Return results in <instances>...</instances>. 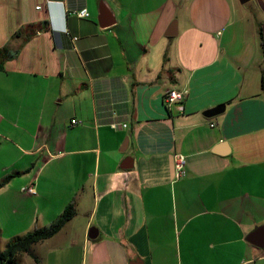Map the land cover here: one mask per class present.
Returning <instances> with one entry per match:
<instances>
[{
    "label": "crops",
    "instance_id": "crops-1",
    "mask_svg": "<svg viewBox=\"0 0 264 264\" xmlns=\"http://www.w3.org/2000/svg\"><path fill=\"white\" fill-rule=\"evenodd\" d=\"M245 4L0 0V237L76 209L19 264H264V0Z\"/></svg>",
    "mask_w": 264,
    "mask_h": 264
},
{
    "label": "trees",
    "instance_id": "trees-1",
    "mask_svg": "<svg viewBox=\"0 0 264 264\" xmlns=\"http://www.w3.org/2000/svg\"><path fill=\"white\" fill-rule=\"evenodd\" d=\"M33 31L35 32L36 27L27 26L24 29L17 32L20 35L23 31ZM261 33V32H260ZM30 34V33H29ZM15 53L11 52L7 47L0 49V70L4 69L5 62L10 58L15 57ZM262 84L264 88V75L262 79ZM14 174L8 175L0 181V186L6 184ZM76 214V209L74 203H70L65 210L60 214V216L54 220L47 227L35 228L23 236L11 239L3 250H0V264H18V255L23 252H29L32 246L44 239L50 238L57 234L68 221H70ZM1 234V230H0Z\"/></svg>",
    "mask_w": 264,
    "mask_h": 264
},
{
    "label": "built area",
    "instance_id": "built-area-1",
    "mask_svg": "<svg viewBox=\"0 0 264 264\" xmlns=\"http://www.w3.org/2000/svg\"><path fill=\"white\" fill-rule=\"evenodd\" d=\"M37 8H40V6H38ZM78 15L80 17H90V12L87 8L82 9L81 11L78 12ZM74 39H77V37H75ZM188 95V90H178V89H168L166 90L165 93V99H166V103L168 105V107L174 106V105H178V108L180 111L184 110V101L186 100ZM72 125H78V124H82V121L79 119H72L71 121ZM214 125V124H212ZM113 126H116L115 124H113ZM124 126L126 127L127 124H124ZM175 179L179 180L183 177L186 176L187 174V159L186 156L183 154H176L175 155ZM28 191L30 193H35L36 190L34 187H29Z\"/></svg>",
    "mask_w": 264,
    "mask_h": 264
},
{
    "label": "water",
    "instance_id": "water-1",
    "mask_svg": "<svg viewBox=\"0 0 264 264\" xmlns=\"http://www.w3.org/2000/svg\"><path fill=\"white\" fill-rule=\"evenodd\" d=\"M242 4L248 3L250 0H239ZM105 3H102L101 9H100V23L103 27L108 26L104 25V21L106 20L107 13H106V6L104 5ZM169 35H174L176 34V29H171L168 33ZM226 108L225 104H220L215 107H212L210 109L205 110L203 113L206 117H213L215 115H218L222 113ZM99 231L96 227H93L90 229L89 232V237L92 239H95L98 237ZM249 240L259 246V247H264V225L258 227L255 229L250 235H249ZM134 264H139L138 262H135Z\"/></svg>",
    "mask_w": 264,
    "mask_h": 264
},
{
    "label": "rangeland",
    "instance_id": "rangeland-1",
    "mask_svg": "<svg viewBox=\"0 0 264 264\" xmlns=\"http://www.w3.org/2000/svg\"><path fill=\"white\" fill-rule=\"evenodd\" d=\"M235 2L237 4H239L240 6L242 5V4H240L239 0H235ZM246 6H247V4H243V6H241V7H246ZM14 232H17V231L16 230L8 229V230L4 231V234L7 237H9L10 239H14L16 237H19V235H12V234H14ZM20 236H23V235H20ZM9 240H6V239L0 237V249H4L6 247V245L8 244V241Z\"/></svg>",
    "mask_w": 264,
    "mask_h": 264
}]
</instances>
